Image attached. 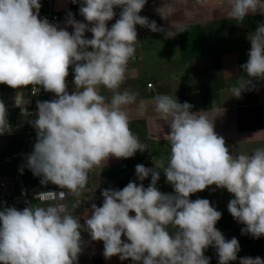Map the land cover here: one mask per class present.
I'll return each instance as SVG.
<instances>
[{"label":"clouds","instance_id":"clouds-1","mask_svg":"<svg viewBox=\"0 0 264 264\" xmlns=\"http://www.w3.org/2000/svg\"><path fill=\"white\" fill-rule=\"evenodd\" d=\"M146 2L82 0L79 11L88 23L76 21L69 13L66 25L74 29L70 33L39 18L40 0H0V84L42 87L55 96L37 102L36 118L31 121L36 142L26 166L41 178V185L51 183L63 191L41 192L36 199L80 197L89 173L102 162L148 150L131 130L125 110L136 102L137 93L119 91L129 61L134 59L136 25L152 32L165 31L139 15ZM197 3L206 5L208 0ZM230 5L229 18L244 21L257 11L259 0H230ZM115 7L121 8L120 16L108 28ZM184 31L181 27L167 31L166 36L173 38ZM86 32L92 33L91 39L85 37ZM248 40V59L241 65L246 78L231 89L237 98L254 87V81L264 80V23L257 24ZM70 67L75 86L71 94L66 81ZM101 86L112 92L110 101L100 94ZM151 103L169 127L165 133L170 143L167 165L157 166L156 157L153 168L137 164L135 174L141 183L130 181L122 189H103L102 206L93 203L83 225L62 203L30 204L23 210L4 207L0 210V264H77L84 244L82 231L93 241H103L105 259L119 256L121 261L130 258L136 264H210L204 251L212 246L219 264H230L237 260L240 244L235 237L226 240L216 228L222 213L208 199L189 198L212 185L232 195L227 208L245 226L242 234L254 239L264 236V148L233 156L225 139L214 131V121L202 111H192L190 103H180L168 94L155 96ZM146 106L141 100L138 110L142 113ZM9 129L0 102V134ZM161 171L174 194L157 188ZM149 176L151 183L145 188L142 182ZM79 206L77 200L71 208ZM169 226L175 231L170 232ZM239 264H264V260L243 257Z\"/></svg>","mask_w":264,"mask_h":264},{"label":"crops","instance_id":"crops-1","mask_svg":"<svg viewBox=\"0 0 264 264\" xmlns=\"http://www.w3.org/2000/svg\"><path fill=\"white\" fill-rule=\"evenodd\" d=\"M40 3L39 18L66 28L70 33L74 29L66 25L69 13L76 21L88 23L79 11L82 0H76L74 4L72 0H40ZM230 7V0H208L206 5L198 4L197 0H147L139 15L147 17L150 22L155 21L165 31L152 32L136 25L138 42L134 59L129 61L125 80L119 91L128 89L137 93L136 102L125 106V110L131 130L141 142L147 144L148 150L143 153L138 151L127 159L111 157L94 168L91 172L100 175L109 189H122L130 181L139 185L141 182L136 178L135 166L143 164L153 168L155 165L152 157L156 151L170 152V143L165 138L169 127L167 122L160 119L151 103L159 94H168L173 99L176 97L180 103H190L194 112L202 111L200 114L214 121V131L225 139L226 146L233 154H241L238 146L246 149L245 154L264 148V129L240 131L237 125L239 109L264 105V80L254 81L255 86L242 92L239 98L232 96L231 92L232 87L238 86L239 81L246 78L241 65L248 59L247 53L251 47L249 34L255 31L258 23H264V14H261L264 0H259L257 11L250 12L244 21L229 18ZM114 12L113 19L107 22L108 28L119 19L121 8L115 7ZM181 27L186 31L177 33L173 38L166 36L167 31L175 32ZM85 37L91 39L92 33L86 32ZM68 76L74 77L72 67L69 68ZM67 90L71 94L75 90L74 84L68 86ZM99 92L106 102L110 101L112 92L103 86L99 88ZM54 98L53 93L47 92L44 97L37 99L31 95L29 86L12 88L0 84V102L5 106L6 120L11 125L9 131L0 134V183L5 182L8 186H0V197L8 190L27 194L63 191L51 183L41 185V178L34 176L26 166L27 156L34 150L36 142V129L31 121L36 118L37 102ZM141 100L147 105L142 113L138 110ZM28 129L31 133L27 139L17 140L12 135L13 132H24ZM12 153L23 155L22 168L26 172L13 187L18 161L2 160L4 155ZM169 156L163 155V158L169 160ZM90 173L80 197L68 194L63 201L47 200L44 204L34 201L20 205L17 210H23L30 204L33 207H47L49 204L62 203L68 205V211L78 216L83 225L84 219L91 215V208L84 207L81 204L82 199L92 195L97 198V206H102L103 203V189L92 188ZM142 183L146 188L151 183V176ZM161 184L159 182V186ZM77 200L80 206L73 210L71 205ZM130 215L134 216L135 213L130 212ZM81 237L84 244L77 264H97L96 258H101L104 264H136L130 258L121 261L119 256L105 259L103 241H93L87 231H82ZM122 240L126 241V237L122 236ZM257 256L264 260V255L246 257ZM239 261L230 264H239Z\"/></svg>","mask_w":264,"mask_h":264},{"label":"rangeland","instance_id":"rangeland-1","mask_svg":"<svg viewBox=\"0 0 264 264\" xmlns=\"http://www.w3.org/2000/svg\"><path fill=\"white\" fill-rule=\"evenodd\" d=\"M245 146L248 147L247 145ZM238 151L241 154L246 153V149L242 146H238ZM163 155L164 157L168 156L170 155V152L164 153L156 151V153H154V157H156L155 163L157 166L161 164L164 166L167 165L168 159H164ZM159 182L162 183L161 186H159ZM157 188L162 193L174 194V189L171 184L166 182V177L163 171L160 172V179L157 182ZM213 189H215V191H213ZM189 198L190 200H196L198 198L208 199L211 205L222 213L221 219L216 223V228L222 232L226 240H230L233 237L238 239L240 251L237 254V260L246 256L264 255V236L259 239H254L248 234L241 233V229L245 226L236 222L229 213L227 205L233 197L226 189H219L216 188L215 185H212L203 191L191 194ZM168 230L170 232H174L175 228L169 226ZM204 255L209 258L210 262H219L216 250L212 246H209L204 251Z\"/></svg>","mask_w":264,"mask_h":264},{"label":"built area","instance_id":"built-area-1","mask_svg":"<svg viewBox=\"0 0 264 264\" xmlns=\"http://www.w3.org/2000/svg\"><path fill=\"white\" fill-rule=\"evenodd\" d=\"M54 18H57V16H54ZM73 80H74V77H72V76H68L66 78L68 86L73 84ZM29 91H30L31 95L37 99L42 98L47 94V92H45L42 87H38L36 89H33L32 85H29ZM9 126H11V125L9 124ZM30 133H31V130L28 129L24 132H13L12 135L15 137V139L18 140V139H27ZM2 160L5 162H12L15 160L18 161L17 172L15 174L14 182L12 184V187H13L15 185L16 181H18L21 176L26 174L24 169H23L22 173L20 171V169L22 168V163H23V155H19V154H15V153L6 154L3 156ZM90 179H91V183H92V188H94V190H100L101 188L102 189H104V188L109 189V186L101 180L100 175H98L94 172H91L90 173ZM0 186L8 188L7 183H5V182H1ZM39 193H41V192H34L31 194H27V193H16V192H13V190L12 191L8 190L6 193H4L0 197V210H2L4 207L18 208L20 205H27V204L34 202V201L37 202L38 204L46 203L47 200L41 199L39 196L36 199V196ZM96 200H97V198L92 196V195L87 196V197H84L82 199L81 204L86 208H91V205L93 203H95Z\"/></svg>","mask_w":264,"mask_h":264},{"label":"trees","instance_id":"trees-1","mask_svg":"<svg viewBox=\"0 0 264 264\" xmlns=\"http://www.w3.org/2000/svg\"><path fill=\"white\" fill-rule=\"evenodd\" d=\"M141 123L144 126V122L142 121ZM237 125L240 131L264 129V105H253L239 109ZM230 153L236 156L231 150ZM95 262L104 264L101 258H96Z\"/></svg>","mask_w":264,"mask_h":264}]
</instances>
